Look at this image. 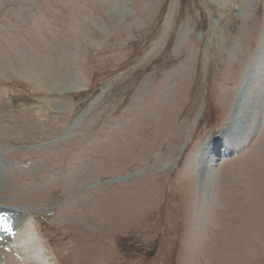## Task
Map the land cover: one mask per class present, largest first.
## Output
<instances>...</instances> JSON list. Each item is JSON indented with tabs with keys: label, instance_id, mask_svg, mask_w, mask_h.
Returning a JSON list of instances; mask_svg holds the SVG:
<instances>
[{
	"label": "rangeland",
	"instance_id": "rangeland-1",
	"mask_svg": "<svg viewBox=\"0 0 264 264\" xmlns=\"http://www.w3.org/2000/svg\"><path fill=\"white\" fill-rule=\"evenodd\" d=\"M2 206L0 264L31 213L47 264H264V0H0Z\"/></svg>",
	"mask_w": 264,
	"mask_h": 264
},
{
	"label": "bare ground",
	"instance_id": "bare-ground-1",
	"mask_svg": "<svg viewBox=\"0 0 264 264\" xmlns=\"http://www.w3.org/2000/svg\"><path fill=\"white\" fill-rule=\"evenodd\" d=\"M241 105H242V103L240 104V106ZM241 108H242V106H241ZM235 111L239 112L238 107L236 108ZM235 119H237V118H235ZM222 135H223V133H221L218 136L213 137L209 141L211 143V148L212 149L217 148L218 144L221 143V141H222V139L224 137V136L222 137ZM6 209H9V208H6ZM2 210H5V209L4 208H0V211H2ZM9 210H11V209H9ZM32 221L33 222L35 221V214L34 213H31L30 218H28V222H27L28 224H26L25 227L23 226L20 229L17 227L19 231L29 235V239L28 240H27V237H26V247H25V252L27 253V258H28L29 253H30V256L28 258L29 261H31L30 259H31V257H33V260H34L35 263H37V264H47V262L44 261V260H47V259H45L46 258V255H45L46 250H44L45 247H43L42 242L39 241L40 237H39V234H38V230L35 229L36 227L34 225H31ZM31 227H32V230H33V234L32 235H31ZM0 229H2V228L0 227ZM25 230H27V231H25ZM32 236H33V238H32Z\"/></svg>",
	"mask_w": 264,
	"mask_h": 264
}]
</instances>
